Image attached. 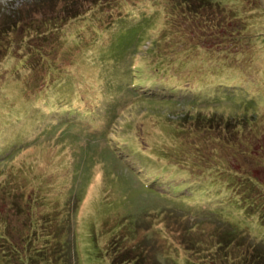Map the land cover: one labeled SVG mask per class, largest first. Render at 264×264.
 Wrapping results in <instances>:
<instances>
[{
  "label": "rangeland",
  "instance_id": "1",
  "mask_svg": "<svg viewBox=\"0 0 264 264\" xmlns=\"http://www.w3.org/2000/svg\"><path fill=\"white\" fill-rule=\"evenodd\" d=\"M178 1L0 0V181L23 194L0 215L33 231L0 264H206L231 224L264 245V0Z\"/></svg>",
  "mask_w": 264,
  "mask_h": 264
},
{
  "label": "trees",
  "instance_id": "2",
  "mask_svg": "<svg viewBox=\"0 0 264 264\" xmlns=\"http://www.w3.org/2000/svg\"><path fill=\"white\" fill-rule=\"evenodd\" d=\"M176 4L178 6L174 7V10L180 11L182 17H185L188 21L191 18V14H197L200 16L201 14L210 16L211 12H209V8L212 3L206 1V0H180ZM198 7L197 10H195ZM192 10L189 11V10ZM195 10V11H194ZM211 11V10H210ZM190 16V17H189ZM199 18V17H198ZM198 18H193L194 21H196ZM217 19V17H214ZM208 17H206L205 21H208ZM180 24L181 22L178 21ZM197 21L196 25L194 26L199 28L200 23ZM176 24V22H174ZM173 23V24H174ZM177 24V25H178ZM192 41V40H191ZM193 42V41H192ZM195 45V43H194ZM214 120V117H212L211 121ZM254 127H251L253 130ZM184 130L183 128H181ZM257 134V133H253ZM258 135V134H257ZM237 137L239 139L242 138V136L237 132ZM257 140V139H256ZM259 140V139H258ZM259 143V142H258ZM261 143V140H260ZM259 143V145H260ZM226 161H223L222 163H225ZM220 163L217 168L220 169L221 164ZM233 170L228 167L225 171H231ZM239 171L237 170V173ZM241 175V174H238ZM17 194V195H16ZM22 189L18 188L16 182H13V180H1L0 181V201L1 203H10L11 199H16L21 197L22 195ZM16 203L19 202L18 199L14 200ZM22 205V204H21ZM30 207L24 208L20 206L19 212L24 213L25 220L21 218L20 223H23L22 226L18 225V228L11 225L9 219L7 218V215H0V227H1V234H0V241L3 242V244L8 245V247L11 249L12 255L18 260H21L23 249L25 248V244L23 246H19L23 241H28L27 238L31 237L30 233L32 234L33 231L31 230L32 223L30 222ZM26 209V212L25 210ZM27 228L28 232L23 234V236H20L18 239H15L14 237L21 235L22 229ZM223 230H220L218 234H216L214 237V241L217 245L216 249L212 251L211 260L208 262L206 259V264H264V245H256V243H253L252 240L248 239L247 232L244 230L239 229L238 227L234 226L233 224L230 225V228L226 231L222 232ZM202 250L199 249L198 253H200ZM137 255L129 256L127 254L126 257L121 258V261L116 262V257H113L112 262L114 264H127L126 261H130L132 257H135V264H145L144 259L137 256L140 255L143 258L145 256L143 255V249L137 251ZM6 252L3 248H0V260L6 259Z\"/></svg>",
  "mask_w": 264,
  "mask_h": 264
}]
</instances>
